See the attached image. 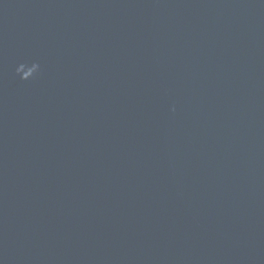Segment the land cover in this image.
I'll return each mask as SVG.
<instances>
[{
    "label": "water",
    "instance_id": "obj_1",
    "mask_svg": "<svg viewBox=\"0 0 264 264\" xmlns=\"http://www.w3.org/2000/svg\"><path fill=\"white\" fill-rule=\"evenodd\" d=\"M0 264H264V0H0Z\"/></svg>",
    "mask_w": 264,
    "mask_h": 264
}]
</instances>
